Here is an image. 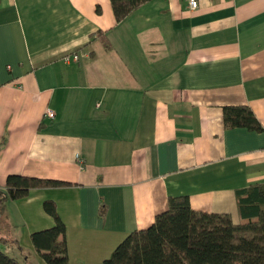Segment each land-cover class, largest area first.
Returning <instances> with one entry per match:
<instances>
[{
    "label": "crops",
    "instance_id": "crops-1",
    "mask_svg": "<svg viewBox=\"0 0 264 264\" xmlns=\"http://www.w3.org/2000/svg\"><path fill=\"white\" fill-rule=\"evenodd\" d=\"M224 107L262 131L226 128ZM9 175L69 184L0 205L20 264H46V201L68 264H103L169 198L238 224L235 192L264 187V0H152L120 23L109 0H0V191Z\"/></svg>",
    "mask_w": 264,
    "mask_h": 264
},
{
    "label": "trees",
    "instance_id": "trees-1",
    "mask_svg": "<svg viewBox=\"0 0 264 264\" xmlns=\"http://www.w3.org/2000/svg\"><path fill=\"white\" fill-rule=\"evenodd\" d=\"M109 1L120 23L152 0ZM223 122L226 128L262 131L247 107H224ZM64 186L69 184L9 175L0 191V205L25 199L33 189ZM235 197L238 224L227 214L193 211L185 196L169 198L167 210L150 227L128 234L103 264H264V187L249 185L237 190ZM43 209L54 226L34 232L31 244L46 264H68L65 225L53 202H44ZM0 264L20 263L0 251Z\"/></svg>",
    "mask_w": 264,
    "mask_h": 264
},
{
    "label": "built area",
    "instance_id": "built-area-1",
    "mask_svg": "<svg viewBox=\"0 0 264 264\" xmlns=\"http://www.w3.org/2000/svg\"><path fill=\"white\" fill-rule=\"evenodd\" d=\"M199 3L200 0H187V5H188V10L189 11H195L199 8ZM80 55L77 53H74L72 55H66L62 58L64 63H69L71 61H78L79 60ZM46 117L49 119H53L54 118V114L50 111L46 112Z\"/></svg>",
    "mask_w": 264,
    "mask_h": 264
}]
</instances>
